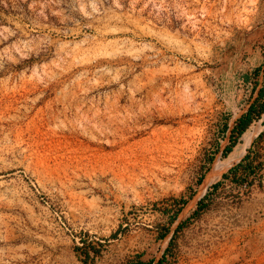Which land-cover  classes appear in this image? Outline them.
Wrapping results in <instances>:
<instances>
[{
  "label": "rangeland",
  "instance_id": "rangeland-1",
  "mask_svg": "<svg viewBox=\"0 0 264 264\" xmlns=\"http://www.w3.org/2000/svg\"><path fill=\"white\" fill-rule=\"evenodd\" d=\"M263 71L264 0H0V264H264Z\"/></svg>",
  "mask_w": 264,
  "mask_h": 264
},
{
  "label": "trees",
  "instance_id": "trees-1",
  "mask_svg": "<svg viewBox=\"0 0 264 264\" xmlns=\"http://www.w3.org/2000/svg\"><path fill=\"white\" fill-rule=\"evenodd\" d=\"M256 72H257V69L254 70V73ZM261 76H262L261 85L256 89L255 96L253 97L251 102L248 104L245 112H243L237 118H235L231 127L228 128L227 123H223L222 125V127L225 130L228 128V141H229L228 144L223 147V150H222L223 155H226L230 150L232 151V149L237 144V143L235 144V142L238 136L240 135L239 136L240 138L253 123L251 122V120L255 118L260 119L261 115L264 113V71L262 72ZM255 86H256V83H254L253 88H255ZM262 141H264V128L251 141L252 148L251 147L248 148L246 152L243 154V156L241 157V159L235 165L230 167L227 173H222L221 177L223 178L227 176L228 174H232V175L242 174L244 177H246L248 176L250 172H254V168H256V163H253V162L257 158H259L257 147H259L260 144H262L261 143ZM254 146H256V149H253ZM199 181H200V178H198L197 182ZM219 183H220V180L213 183L212 188L215 189ZM182 202H184V200H182ZM201 204H202V200L199 199L196 202V207L199 208ZM151 262L152 261H147V262L136 261V264H152ZM153 264H161V259L156 260Z\"/></svg>",
  "mask_w": 264,
  "mask_h": 264
},
{
  "label": "bare ground",
  "instance_id": "bare-ground-1",
  "mask_svg": "<svg viewBox=\"0 0 264 264\" xmlns=\"http://www.w3.org/2000/svg\"><path fill=\"white\" fill-rule=\"evenodd\" d=\"M264 115V114H263ZM263 118H264V116H263ZM247 131H249V130H247ZM249 133V132H248ZM253 135V134H252ZM251 135V136H252ZM246 136V135H245ZM250 137V136H249ZM241 139L243 140V136L241 137ZM244 140H245V138H244ZM249 139L247 138L245 141L247 142ZM247 144V143H246ZM244 146V145H243ZM240 147L239 146H236L234 149H233V151L229 154V156L227 157V159H226V161L227 162H232L234 159H236L237 157H238V155H239V153H240V150L241 149H239ZM243 148V147H242ZM242 153V152H241ZM240 156V155H239ZM212 168V167H211ZM204 182V181H203Z\"/></svg>",
  "mask_w": 264,
  "mask_h": 264
}]
</instances>
